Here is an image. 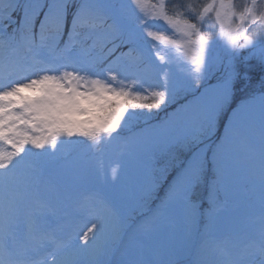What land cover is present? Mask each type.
<instances>
[{
  "label": "snow or ice",
  "instance_id": "snow-or-ice-1",
  "mask_svg": "<svg viewBox=\"0 0 264 264\" xmlns=\"http://www.w3.org/2000/svg\"><path fill=\"white\" fill-rule=\"evenodd\" d=\"M254 73L259 93L217 135ZM181 94L187 102L158 126L164 139L147 141L146 151L163 143L184 155L138 248L226 216L242 176L253 194L259 188L258 230L231 248V233L211 248L206 233L191 264H264V0H0V264H111L125 243L122 211L97 192L53 203L42 191L51 160L74 143L111 144ZM153 159L142 161L145 174Z\"/></svg>",
  "mask_w": 264,
  "mask_h": 264
},
{
  "label": "rangeland",
  "instance_id": "rangeland-1",
  "mask_svg": "<svg viewBox=\"0 0 264 264\" xmlns=\"http://www.w3.org/2000/svg\"><path fill=\"white\" fill-rule=\"evenodd\" d=\"M155 79H158V77L154 76L152 80L149 81L152 82ZM245 93L247 94L248 92ZM247 98L248 97H245L242 102L245 101ZM186 102L187 101L184 100V102L180 103L179 105L177 104L176 108ZM241 103H236L237 105L233 107L232 110L241 105ZM173 111H175V109ZM231 112L229 116L231 115ZM228 117L226 119L225 124L228 121ZM221 118L222 116L220 117V120ZM166 119L167 116L162 117L153 122L152 124L144 126L143 129H141L138 133L133 134L125 139H116L111 143V146H114L119 151L116 155H113L110 158V160L118 163L117 166H114V168L119 169V176H123L125 173L131 174V179L127 181L125 185L126 187H128V185L130 184H137L136 179H140L143 184L146 183L147 174H145L144 172L142 161L147 160L151 154L157 151L158 154L165 152V164H159L160 169H158V171L161 170L160 172L170 171L173 165L172 163L174 158L180 160L182 156V154H180L181 150L175 151L177 148H179L178 146L165 148L164 144L160 143L158 145L151 146L150 151H146V148L149 147L147 145L149 137L160 135L161 139H164L162 131L158 126L163 124ZM203 146L204 145H201V147ZM209 155H211V153H209ZM68 163L70 162H65L62 165V169L60 171L62 173V176L68 174L67 172L70 170L69 168H67ZM68 179L69 180H59L58 178L53 180V183L51 184L49 182V185L47 187L48 189L52 188L55 185V187L59 190L58 192H55L52 196L46 194L51 197L53 203L56 202L58 196L64 194H67L72 198L71 191L74 190L76 186L80 185L81 183L78 181L79 173H77L75 176L70 175ZM58 180L60 182H65V184L60 185L56 183ZM91 183V185H96L95 187H98L100 189L108 187L112 190V192L110 191L109 193L112 196L114 195V193H116V188L119 189L121 187L120 184L113 186L115 184V180L113 179L112 170L107 176H101V173L96 174ZM230 190L233 194V199L230 201V211L226 216L222 215L218 218H215L211 222L204 220L205 223L202 226H200L199 223L198 226L194 228L191 233L179 234L175 238L162 239L154 234L152 240V247L145 249L142 252L138 248V241L142 238L141 232L139 230L142 228V226H147V221H149V219L152 217L153 211L150 213L149 216H147V218L144 217L142 219H138L135 222L131 220H124L123 237L125 243L120 250H117L109 258L111 260V264H128L129 260L152 261L153 264H156V262L158 261H164L166 262V264L168 261H175L176 264H191V261L183 259L187 255L188 251V249L184 245H187V243H185L187 239L191 238L192 235L196 233H198L195 239V241L197 240L196 243H198L200 238L206 233L210 234L211 238H209L208 240L210 248L214 246L217 240L223 238L225 234L229 233H231V240L228 245L229 248L237 245H243L247 242L250 236L256 233L259 227L258 221L256 220L259 209V188L257 186L255 193L253 194L251 191V186L246 185L245 180L241 176L235 184L230 186ZM82 193L83 192H81L79 196L74 199H79ZM210 194V190L208 189L207 197L205 200V207L207 206L206 202ZM219 198L223 199V191L219 193ZM158 203L159 202H157L156 204ZM48 259H51V257H49Z\"/></svg>",
  "mask_w": 264,
  "mask_h": 264
},
{
  "label": "trees",
  "instance_id": "trees-1",
  "mask_svg": "<svg viewBox=\"0 0 264 264\" xmlns=\"http://www.w3.org/2000/svg\"><path fill=\"white\" fill-rule=\"evenodd\" d=\"M123 50L126 51L127 49L125 48ZM257 80H258V73H254L253 74V82L247 89H245L244 91H241L240 86L239 85L237 86V89H236L235 95H234V99L230 101V106L221 115L222 116L221 120L218 121L217 129L215 130L217 135H219V136L223 135V128H224L226 119L229 116L232 108L237 105L236 103H241L245 97H249V95H251L253 93H259L260 88L258 86ZM148 83H151V81H148ZM145 87H147V84H145ZM245 92H248V93L246 94ZM182 98H183V94L178 96L176 98V100L171 105H169L167 107V109H165V110H153V112L150 116L145 115V116L140 117L139 119L132 121L131 125L129 127L125 128V130L123 132H121L119 137L122 138L124 136H129L130 134L137 133L141 129H143L144 126L152 124L153 122H155L156 120H158L162 117H166L169 112L176 109V105L180 104L179 101ZM72 140L74 142L75 141H81V140H83V138L73 137ZM179 150H181L180 154H182V156L180 159H182L183 155H184L183 150L180 148H177L175 151H179ZM66 151L67 152H66V155L64 157H62V158L55 157V159H52L51 162H53L57 165L60 162L69 160L71 157L73 159L74 158L78 159L80 156L83 155V157H81L79 159V161L81 162V165H78V166L83 167V170H84V172H83L84 177L83 178H84V181L86 183H91V181L93 180V178L96 174V171L101 173V176H107L110 173V171L112 170V168H114V166L115 165L117 166V164H118V163L106 162V160L104 158L106 154L116 155L119 152L117 148L111 147L110 144L101 146L100 148H96V149H88L87 147H85L82 144L74 143L73 145L67 146ZM162 153L158 154V151L153 153L154 159L151 161V172H150V174L146 175L147 181L145 183L147 185V182H148L147 190L148 189L149 190L146 192V194H143L141 197L137 198L140 200H138V201L136 200L135 202H130V200H128V199H125V198L123 199V197H125L127 195V192L125 191L124 187H126L125 183L129 179H131L130 173H125L123 176H119L116 179V180H119V182L122 183V185L125 184L124 187H121L120 189H118V191L116 192V196H112L111 194L105 195V197L108 198L109 200H111L116 205V207L122 211L123 215L126 216V218H128L129 220H133L139 214H141L143 212H147V210L154 204V202L159 197L162 196V194L165 192L166 188L168 187V184L166 183V181L168 180V177H170L172 175L173 168L179 162V160L174 158L173 163H172L173 165H172V168L170 169V171L160 172L161 170L158 171V169H160L159 164L160 163L165 164V160H164L165 152L163 154ZM100 162H102V163H100ZM137 180L138 179H136V181ZM152 181H155V183H156L155 188H152V186H151ZM207 193H208V188L205 186H201V187H198L196 189V195H197L198 200L205 201L206 197H207ZM201 211H203V209H201ZM200 223L201 224L203 223V219L200 220ZM191 245H190V247H191ZM188 258H191V255H189Z\"/></svg>",
  "mask_w": 264,
  "mask_h": 264
}]
</instances>
